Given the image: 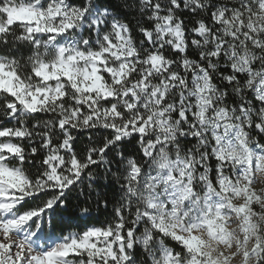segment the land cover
Here are the masks:
<instances>
[{
  "label": "snow or ice",
  "instance_id": "obj_1",
  "mask_svg": "<svg viewBox=\"0 0 264 264\" xmlns=\"http://www.w3.org/2000/svg\"><path fill=\"white\" fill-rule=\"evenodd\" d=\"M0 264H264V0H0Z\"/></svg>",
  "mask_w": 264,
  "mask_h": 264
},
{
  "label": "trees",
  "instance_id": "obj_2",
  "mask_svg": "<svg viewBox=\"0 0 264 264\" xmlns=\"http://www.w3.org/2000/svg\"><path fill=\"white\" fill-rule=\"evenodd\" d=\"M87 144V134H84L80 137V146L83 147Z\"/></svg>",
  "mask_w": 264,
  "mask_h": 264
}]
</instances>
